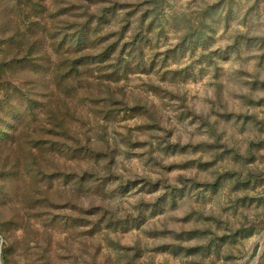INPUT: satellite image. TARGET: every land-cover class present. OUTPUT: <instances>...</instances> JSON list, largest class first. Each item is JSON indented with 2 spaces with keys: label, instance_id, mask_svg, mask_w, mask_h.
Returning <instances> with one entry per match:
<instances>
[{
  "label": "rangeland",
  "instance_id": "obj_1",
  "mask_svg": "<svg viewBox=\"0 0 264 264\" xmlns=\"http://www.w3.org/2000/svg\"><path fill=\"white\" fill-rule=\"evenodd\" d=\"M0 264H264V0H0Z\"/></svg>",
  "mask_w": 264,
  "mask_h": 264
},
{
  "label": "trees",
  "instance_id": "obj_2",
  "mask_svg": "<svg viewBox=\"0 0 264 264\" xmlns=\"http://www.w3.org/2000/svg\"><path fill=\"white\" fill-rule=\"evenodd\" d=\"M97 64H100V65H97L98 67L99 66H103V62H98ZM119 66L120 65H116V67L114 68V72L118 71ZM85 67H87V63L86 62H83L81 60H74V61H72L70 63V73L73 74L75 76V78L82 77L81 73H83V72H85L87 70V69L84 70ZM103 67H100V68H103ZM78 84H79V82H78Z\"/></svg>",
  "mask_w": 264,
  "mask_h": 264
}]
</instances>
